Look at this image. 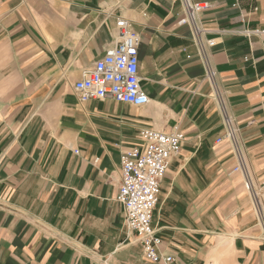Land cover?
<instances>
[{
	"label": "crops",
	"instance_id": "obj_1",
	"mask_svg": "<svg viewBox=\"0 0 264 264\" xmlns=\"http://www.w3.org/2000/svg\"><path fill=\"white\" fill-rule=\"evenodd\" d=\"M249 165L264 180V0H192ZM180 0H0V264H264V235ZM139 35L150 104L82 103L85 71ZM185 134L161 182L152 263L118 201L144 129Z\"/></svg>",
	"mask_w": 264,
	"mask_h": 264
},
{
	"label": "built area",
	"instance_id": "obj_2",
	"mask_svg": "<svg viewBox=\"0 0 264 264\" xmlns=\"http://www.w3.org/2000/svg\"><path fill=\"white\" fill-rule=\"evenodd\" d=\"M184 6V16L180 25L189 26L193 31L194 43L206 69V80L212 88L214 98L226 126L223 140L232 143L237 159L233 172L241 173L244 185L252 198V207L257 215L264 235V181L259 183L249 165L226 97L220 89L218 74L214 67L211 50L217 45L215 39H207V29L200 15L209 6L192 0H180ZM117 43L108 49L106 55L84 72L75 90L82 103L92 99H109L135 106L149 105L151 100L145 92L140 77L139 35L130 21L120 18L116 23ZM247 36L263 35V30L242 31ZM141 137L146 143L144 151L133 149L122 156V183L118 201L125 208L127 228L134 232L143 247L145 258L152 263L172 262L173 257L159 253L162 239L153 226V214L161 192V182L165 178L171 159L184 144L185 134L176 128L170 133L144 129Z\"/></svg>",
	"mask_w": 264,
	"mask_h": 264
},
{
	"label": "rangeland",
	"instance_id": "obj_3",
	"mask_svg": "<svg viewBox=\"0 0 264 264\" xmlns=\"http://www.w3.org/2000/svg\"><path fill=\"white\" fill-rule=\"evenodd\" d=\"M264 181V180H263Z\"/></svg>",
	"mask_w": 264,
	"mask_h": 264
}]
</instances>
